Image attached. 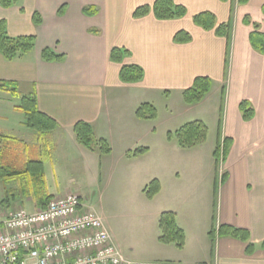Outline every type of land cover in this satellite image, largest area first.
I'll return each mask as SVG.
<instances>
[{"label":"crops","instance_id":"1","mask_svg":"<svg viewBox=\"0 0 264 264\" xmlns=\"http://www.w3.org/2000/svg\"><path fill=\"white\" fill-rule=\"evenodd\" d=\"M155 1L16 0L11 8L0 5V21L6 22L10 37H37L36 47L28 55L6 61L0 54V81H14L19 88H26L19 93L35 96L40 112L58 124L56 130L43 134L28 128L24 114L16 109L21 99L0 90V186L3 192L14 193L11 201L3 199L0 217L19 207L33 213L68 194L69 188L61 193L59 187L58 193H52L49 171L58 185L64 168L76 174L84 167L93 171L98 164L100 177H104L107 168L110 172L113 167L109 165L117 162V166L127 167L125 174L146 199L139 210L146 217L142 235L134 245L105 223L113 243L129 262L264 264V55L250 43L255 26L264 34V0L246 4L239 0H174L187 10L182 19L159 21L153 14L133 17L137 8ZM90 7H96L98 14H86ZM36 12L42 17L41 25L34 24ZM205 12L214 14L218 25L231 24L229 39L194 24V16ZM179 31L189 33L192 42L175 43ZM46 48L64 55V60L43 61ZM114 48L130 52L122 65L140 66L145 73L141 82H121L122 65L110 59ZM198 77L210 78L212 89L200 103L187 105L183 92ZM154 94L160 101L162 95L167 101L178 99L185 111L211 110L218 129L216 146L230 140L225 161L217 163L214 157L216 175H228L219 193L216 175L208 187L207 173L203 178L202 170L207 169L201 157L205 156L200 150L203 144L182 149L175 139L168 138V132L167 142H160L158 130L148 124L158 120V113L155 120L137 117L143 104L155 108L149 101ZM243 101L254 109V118L248 122L239 109ZM124 103L126 108H122ZM81 121L92 126L97 140L106 141L110 154L99 148L90 151L78 143L74 127ZM143 134L144 141L140 138ZM143 148L145 153L134 154ZM155 179L161 191L150 200L143 190ZM211 185L218 195L214 203ZM165 212L176 215L185 233L182 250L159 242V220ZM221 225L249 231L255 253L247 255V244L232 238H217L212 244L209 233Z\"/></svg>","mask_w":264,"mask_h":264},{"label":"trees","instance_id":"2","mask_svg":"<svg viewBox=\"0 0 264 264\" xmlns=\"http://www.w3.org/2000/svg\"><path fill=\"white\" fill-rule=\"evenodd\" d=\"M226 1V0H222ZM241 4H246L249 0H239ZM16 4V0H0V5L4 8H11ZM63 6L59 13L63 14ZM88 15H97L98 9L90 7L85 10ZM150 14L159 21H171L182 19L187 15V10L181 5H177L174 0H156L152 5H144L137 8L133 14L135 19L144 18ZM35 25L42 24V17L39 13L33 16ZM194 24L205 31H215L218 37L229 39L231 33V24H217L216 17L210 12H205L194 16ZM250 34V43L255 51L264 55V34L257 31ZM92 33L99 34L98 31ZM174 42L177 44H187L192 42V37L185 31H179L174 36ZM37 43L36 36H20L10 37L7 33V24L4 20L0 21V54L6 61H14L22 56L28 55L34 51ZM42 60L45 62H62L64 55L56 53L50 48L42 51ZM130 56V52L124 48H114L110 53V59L117 64H123L124 58ZM144 70L137 65L125 66L122 65L120 71V80L125 84L139 83L144 79ZM212 80L208 77H198L195 79L193 86L183 92V100L187 105H195L200 103L204 97L210 93L212 89ZM0 90L10 93L12 96L20 98L21 104L16 109L22 112L26 118V126L36 132L43 134L49 133L57 129V122L49 116L40 112L38 102L35 96L21 95L19 93V84L14 81H0ZM240 112L244 121L248 122L254 118V109L248 101H243L239 105ZM140 119H157V111L150 104H143L136 113ZM74 134L76 140L80 145L90 151L99 150L104 154H110L111 149L105 140H97L92 126L85 122H78L74 127ZM208 136V127L201 121L190 122L181 127L175 134L169 133L168 138H175L178 145L182 149H192L198 145L206 142ZM222 143L218 142L214 157L216 162L225 161L230 149V140L225 139ZM146 148L138 149L134 154L145 153ZM39 165H42L39 163ZM40 176L43 175V167ZM30 168L28 171H31ZM2 169H0L1 173ZM26 172V173H27ZM21 175V174H14ZM12 176V175H11ZM10 176V177H11ZM228 175H222L221 184L227 181ZM161 191V184L158 180L151 181L143 190L146 197L152 200ZM50 202V201H49ZM48 204V203H47ZM46 204V205H47ZM160 237L159 242L164 245L174 244L179 250H182L186 244V236L184 231L178 226L176 222V215L172 212H165L161 215L159 220ZM212 244L217 238H232L247 244V255H253L256 251V246L251 243V235L249 231L239 229L229 225H221L218 229L212 228L209 233ZM264 249V242L261 245Z\"/></svg>","mask_w":264,"mask_h":264},{"label":"built area","instance_id":"3","mask_svg":"<svg viewBox=\"0 0 264 264\" xmlns=\"http://www.w3.org/2000/svg\"><path fill=\"white\" fill-rule=\"evenodd\" d=\"M0 264H131L102 218L68 193L30 213L0 217Z\"/></svg>","mask_w":264,"mask_h":264},{"label":"rangeland","instance_id":"4","mask_svg":"<svg viewBox=\"0 0 264 264\" xmlns=\"http://www.w3.org/2000/svg\"><path fill=\"white\" fill-rule=\"evenodd\" d=\"M19 91L23 93L26 91V88H19ZM161 98L160 101L157 94L151 96L149 101H151L157 109L159 118L156 122L148 123L158 130L157 137L160 139V142H167V132L175 134L176 131L190 122L203 120L210 126L208 127V136L204 143L205 145L203 144L202 149L200 148L201 152L205 154L204 156L200 153L207 165V169L202 171L203 178L205 177L204 174L207 173L206 178L208 179L206 185L208 184V187L216 175L213 153L218 135V129L217 126L214 125L211 110L192 108L191 111H185L181 109L178 99L167 101V97L164 95H162ZM122 108H126L125 103L122 105ZM140 138L144 141L146 135L143 134ZM150 142L155 143L151 139ZM119 159V157H116L117 161ZM171 159V157L168 158L169 161H171ZM142 163L144 164L145 161ZM116 164L118 165L117 162ZM96 165L93 171L86 170L84 167L76 172V174H69L67 169L64 168L63 172L59 175L58 185L56 179H54L49 171L51 191L56 194L58 193L57 190L59 187V191L63 193L69 188V193L79 194L84 199V203L95 210L111 230L121 233L124 239L134 245L135 241H138L142 235L141 224L146 217L144 216V212L140 213L139 210L145 207L146 199L142 193L139 192L138 186L133 182L131 176L125 174L124 171L127 167L122 168L112 162L109 165L113 166L110 168V172L109 168H107L108 174L104 177H100V169L96 167ZM222 173L219 175L217 173L216 175V193H219L218 191L220 190ZM213 189L212 187L210 198L214 203L218 200V195L215 194V189L213 195ZM4 194H6V196ZM13 196L14 193L3 192L0 186V209L3 205V199L8 198L11 201ZM26 210L29 212L32 211L30 208ZM138 250H140V248H138Z\"/></svg>","mask_w":264,"mask_h":264}]
</instances>
